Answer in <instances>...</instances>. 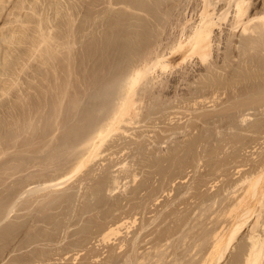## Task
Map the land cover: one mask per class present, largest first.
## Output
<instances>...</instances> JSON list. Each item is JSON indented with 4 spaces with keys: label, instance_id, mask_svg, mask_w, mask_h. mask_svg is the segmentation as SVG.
I'll return each mask as SVG.
<instances>
[{
    "label": "rangeland",
    "instance_id": "1",
    "mask_svg": "<svg viewBox=\"0 0 264 264\" xmlns=\"http://www.w3.org/2000/svg\"><path fill=\"white\" fill-rule=\"evenodd\" d=\"M68 1L69 0H6V2L3 3L6 5L0 14V149L2 150H0V264H203V261L208 257L206 253L209 254L208 251L213 247L215 241L213 239H216V233L220 231L228 232L234 222L237 221V219H234L237 215H233L237 214V212L240 213L241 207L245 208L246 204H250L249 207L247 205L248 208L251 207L252 209V212L248 214L249 220L237 232L235 239L225 251L223 258L221 260H213L211 263L207 264L246 263L248 253L250 252L249 247L251 248L250 241L252 242L250 238L252 232L251 228L260 213L262 214V216L260 215L261 222L257 227L258 232L256 233H260V235L264 234V205L256 203V198L254 196H249L247 188H249L248 186L251 180L247 181L249 179L246 178L248 175L255 177V174L257 176L259 172L262 174L264 170V81L261 82L264 79L261 78L262 80L260 81L261 86L259 88L262 90L256 94L255 91L258 89H254V91H252L254 93L253 96L251 91L250 93L247 91V95H241L240 93H242V91L236 90L234 86H232L234 85L232 80H225L227 78L225 74H223L225 76L224 79L220 78L222 77L220 75H222L225 70L219 68L220 64H217L216 66L218 67L216 68L215 64L220 60L217 58L219 55H222V53L224 56L228 55V49L226 48L229 45L228 43L231 44V36H229L230 41L228 38H222L221 42L219 41V46H215L217 49L213 51L210 58L213 59L214 57V59L217 58L219 60H215L216 62L214 59L213 61L210 58L208 60L213 63L212 67L215 66L213 69H217L215 71L218 74L221 73L218 77H213L212 79H215L212 81H208L211 80V78L207 79V77H205L204 79L205 75H198V77L196 76L197 79L194 78L191 82L187 81L188 84L186 83V86L183 84L179 89L177 87L178 91H175L174 89L176 88H174L173 92L168 91L170 89V83L169 81L167 82V79L171 78L173 73L172 75L168 73L169 75H167V78L165 77L166 74H161L162 76H159L160 80H157L154 74L158 73V71L155 73L153 72L150 74L151 76L153 75L152 77H147L148 79L145 81L147 84L143 82L144 85L147 86L146 91L150 90V92H144L145 86L143 88L142 85V87L140 86L139 88H143V94L141 91L137 94L139 95L141 92L144 98L139 95V98H142L138 103H141L139 109L137 106L136 107L137 110H139L138 112H143L140 115H143L142 117L136 115V118L139 117L142 121L145 119L143 121L144 123L141 120L142 123L138 122L139 118H135L137 124L133 122V120V124L124 122L121 124L125 125H118L119 129L116 130V132L113 131L110 134L111 136L107 137L108 140L106 138L107 141L105 140L103 142L104 144L100 146V148L102 146L104 148L102 147L103 149L101 148V150L99 148L98 155L92 157L94 160L92 161V158L87 160L86 165H84L85 167L83 166V169L77 172V166L88 158V155H86L87 151L93 149V144H90V141H92L90 138L92 139V136L89 138V143L87 142L88 140H85V143L87 142L85 146L82 144L84 141L82 143L79 142V137L76 135L77 130L80 128L83 130L81 132L80 129V131H78L79 133H77L80 137L84 132L90 131L95 117L93 118L91 117L92 115L89 114L97 112L96 109H98L97 114L100 113L99 115L101 117V119L99 118L101 121H96L97 123L99 122L102 126L107 128L112 121L115 122L114 119H111L112 116L114 117L112 114L115 112L111 106L113 104V106L117 105V107H119L120 101H122V94L125 95L127 92V80H129L128 77L131 76L129 73H132L133 70L131 67L132 65H137V63L135 64L132 60L130 62L127 61V59L125 60V55H123L122 50L118 48L119 50L117 51V46H115L114 43L119 42L134 47L135 45H133V43H141V41H138L136 38L137 34L141 33L143 35V32L144 34L147 33L146 39L148 38L147 44L150 50L145 48L143 53L148 52V56L153 50L160 46L159 44L163 41L164 37H169V34L174 44V41L177 39L175 36H178L177 33L181 31V28L183 29V25H185V28L188 26L190 20L187 19V16H189L195 0H189L188 2L187 0H125L121 3L117 0L116 4L114 0H109L110 3L108 0H103L105 3L100 0L101 2L98 6H96L99 4L97 2L98 0H93L97 2L96 5L95 3L93 4L94 6L90 4V0H88L89 2L87 0H79V3L76 2L77 0L75 2L72 0V4L75 3L77 7L75 5H70ZM182 1L184 4H182ZM190 1L193 2L191 3ZM68 3L71 7L73 6V8L68 7ZM86 4H89L87 7V10H89L88 12L85 9L87 6ZM79 5L81 10L80 7L78 9ZM74 6L77 8V12H73V10H75ZM107 6H109L108 9H110V11L112 10V15H109L111 13L106 9ZM114 7H116L115 11L113 10ZM67 8L71 10L69 11ZM89 8H93V10L97 9L98 12L97 10L93 12ZM101 8H103L105 12ZM100 9L102 11H100ZM119 9L122 11L120 12ZM107 10L109 13L106 12ZM71 11L74 16L71 15ZM81 11L84 12V16ZM95 12H100V15L104 12L108 14V16L106 15V18L105 15H103L104 17L101 15L103 19ZM115 12H117V15ZM76 14L79 15V17L77 16L76 18ZM111 16L114 18L116 17V21L114 20L116 23L114 21L109 23L111 21L109 19L112 18ZM130 16H132V18H130ZM174 17L176 19H174ZM123 19L127 20L124 21ZM98 20L99 23H97ZM70 21L75 22V24ZM127 21H130V23L133 21L132 24L136 22V25L134 24L135 26L133 25L132 27V24H129ZM125 22L126 24L123 26ZM127 23L129 24L128 26ZM76 24L77 26L82 25V29L77 26L75 27ZM70 25L74 26V29H72ZM108 25H111V27ZM107 26L108 28H106ZM70 28L74 31H70ZM125 28L129 30L125 31ZM85 30L88 32H85ZM99 30H103L104 32H100ZM121 30H123V32L125 31V33L123 34ZM68 31L72 32L74 36L81 34V36H83L81 37L79 35L78 37L82 38V40H87H84L88 46L84 42L83 46L84 48L87 47V49L83 48V52L87 51L89 54L86 53V55H84L85 52L83 55L80 54L82 58L84 57L83 63L91 59H88L87 57L89 56L87 55L95 52L96 54L93 53L91 57L94 55V59L99 60L101 57L102 59L97 62L92 58L91 61H96V63L92 62V65L95 64L97 66L99 63H102L99 65H102V67H104L103 65L107 66V71L100 66L101 70H104L106 74H109L111 70L113 71L115 68L113 72L116 74L112 72L114 77H110L115 80L114 82L111 80L113 82L112 88L110 87L111 85L108 86L110 83H107L109 87H107V89L109 91L111 88L112 91H110L112 94L111 92L106 93V84H102L101 82L103 77L98 79L99 74L104 71L96 68L95 65H91L94 67L93 69L96 68L98 71H101L98 73L95 69L94 72L95 74L97 73V76H95L92 67L89 65L91 64L90 61L89 63L87 62V65L83 64V67L85 65V69L87 67L86 71L83 69V71L86 72V74L84 72L85 77L79 78L83 73L76 70L77 65L73 66L72 64L73 62L76 64L77 56H73V61L72 57L71 59L66 58L68 57L67 55H69V57L72 56L74 53L72 52L74 50L73 47L77 45L75 43L76 41H72L73 46L70 43L74 38H71L72 33L70 34ZM115 31H119L118 34L115 33ZM12 32L14 34H12ZM74 32H76V35ZM94 32L100 34V36L98 34L99 38ZM108 32L111 34L109 33L108 35ZM82 33L87 36L85 37ZM119 33L122 34L120 35ZM101 34L105 36V39H107L109 43H104L107 41H105ZM112 34L115 38L111 36ZM125 34L126 36H124ZM116 35H118V37ZM142 35H138V37L144 41L143 38H145V35L144 37ZM12 36L14 40L13 42H9V40L13 39ZM66 36L69 38H67L68 40H66ZM121 36L122 38L125 37L124 39L127 41L122 39ZM8 37L10 39H8ZM100 37H103L104 40H102L104 42L100 41ZM109 37H113L114 42H112L113 40L110 38V43L108 40ZM39 38L40 41H38ZM44 38L45 41L43 40ZM116 38L118 40H116ZM237 38L238 42L236 45L239 46L242 44L240 34ZM135 40L137 42H135ZM58 41H60L59 44H56ZM65 41L68 42L65 43ZM158 41L160 43H158ZM126 42L131 44H127ZM38 43L40 47L37 49ZM51 43H55L60 52L55 47V44L52 45ZM63 43L67 44V46L63 45ZM96 43H99L97 47ZM100 45H105L107 48L103 49L104 46H101V52H103V54L99 52L101 49ZM221 45L226 47L222 48ZM52 46H54L53 48L55 49H52ZM64 47L68 50V54H65L66 57L64 55V51H66ZM77 48H79L78 45L75 50H78ZM52 50H54L56 54L59 53L58 57L54 54L56 55L54 56L55 59L51 58L53 53H51V55L49 53L52 52ZM80 51L81 50H79V52ZM119 52L122 53H120V55L124 58L121 59L120 56L116 57L117 60L119 59V63L121 60L127 62H124L125 65L128 64V62L131 63V66L128 64V69L124 68L127 70H125L122 76L118 75V73L120 72L121 66L124 64L123 61L120 63L122 65H119L116 60L117 65L112 68V66H108L109 63H106L109 62L110 59H108V61L105 60L110 57L109 55H113V57H115L114 54L119 55ZM105 54H108L107 57ZM95 55L98 56V59ZM137 56L135 55L134 57L139 59L140 57ZM259 56L260 55H258V57ZM231 57H236V60L239 59L237 56L231 55ZM258 57L257 59H259L260 62V57ZM261 57L264 59L263 55H261ZM263 59L262 61H264ZM67 62H69V64H67ZM259 62L257 61V67L262 70L264 64L261 63L264 62ZM185 64H188V66L191 65L189 61H187V63L185 62ZM110 65H113L111 61ZM125 65L123 66L125 67ZM118 66H120L119 69L116 68ZM70 67L72 68L70 69ZM108 67L111 69L110 72ZM129 68L131 69L130 72L128 71ZM68 69L74 72V74H71L73 78H71L72 76L70 74H67L69 72ZM115 70L119 71L115 72ZM239 70L241 73L238 76L242 80L256 78L253 76L254 73L248 71V69L241 70L240 68ZM76 71L80 73L79 77ZM105 72L100 75L106 76ZM128 74L130 76H128ZM68 75L71 76L70 79ZM93 76L95 80H92L94 79ZM115 76L117 77L115 78ZM75 77H77L76 81L74 80ZM78 78L82 80V83L80 81V86ZM88 78L89 80L91 79V82L88 81ZM125 78L126 80H124ZM71 79L73 82L75 81L74 83L78 81V83H76L78 86L75 85ZM96 79L101 83H98ZM151 79H153L155 83L153 80L151 82ZM256 79L258 80V78ZM50 81L52 82L50 83ZM69 81L71 82L69 83ZM166 82L169 84L167 85L169 88H166ZM71 83L73 84L70 85ZM96 84H99V86L101 84L102 87H97ZM71 86L76 88L74 89L72 87L75 90H73L74 92ZM81 86H83L84 89ZM89 86H91V88L93 87V89L97 87V89L92 91ZM183 87H185V89H183ZM203 87H206L205 89L208 90V92H205ZM88 88H90L89 91H91V94L93 92L96 93V91L99 92L100 90L98 89H101V95L105 97L101 99L100 92L99 94L97 92L95 95H99V97L97 96V98L95 96V100V97H93V95L91 96L88 92ZM102 88L106 90L105 95L102 94L104 93ZM158 88L161 93L157 92ZM225 88L227 94L229 95V93H232L230 94L232 96H226ZM85 89H87V91H84V93L80 92ZM210 89L212 90L210 91ZM215 89L217 92H214ZM198 90L200 93L197 94V92H199ZM233 90L237 96L232 92ZM43 91H45L44 95ZM46 91H49V96ZM72 92H76L75 95L71 94ZM79 92L81 93L80 97L83 95L90 96H86V98L83 96L82 99L79 98L80 101L82 100V103H80L79 99L76 98V94ZM154 92H157V95L155 94V96H153ZM168 92L170 93L168 94ZM201 92L204 93V96L207 94V100H205ZM146 93L147 96L152 93V98L150 97L149 99V97H147V99L145 97ZM42 95L43 99L41 98ZM50 95L54 97L52 96L51 98ZM70 96L71 99L73 97L72 103L76 101V106L78 105L79 107L69 102L72 101ZM46 97L52 102L48 100V103H45ZM106 97L108 99H106ZM226 97L232 98V102ZM74 98H76V100H74ZM99 98L101 101L98 100ZM136 98L138 99V97ZM235 98L236 100H233ZM251 98L253 100H251ZM86 99L88 100L86 101ZM104 99H106L105 101H107V103L103 101ZM151 99L155 100L151 101ZM196 99H198V101ZM143 100L146 101L142 102ZM78 101L79 103H77ZM91 101H93V103ZM102 101L104 102V106ZM169 101L170 103H167ZM97 102H100L99 104H102V106ZM94 107H96V109H93L95 112L91 110ZM37 108H39L41 113L40 111L38 112ZM88 108L93 112L88 113ZM143 109L145 111H142ZM148 109H150V113H148V111L146 114L145 112ZM104 110H106V112ZM91 119L94 120L91 121ZM79 120H83V122L80 121V123H85L84 126H89V128L87 126L88 130L86 127H80V125L82 126L83 124L78 123ZM27 121H29L31 125ZM88 122L89 124H87ZM26 123L28 125H26ZM78 124L80 128H78ZM32 125L35 129L29 130ZM75 126L77 128H75ZM111 126H108V128ZM57 127L60 129H57ZM232 128L234 130H232ZM93 135L95 136L96 134L94 133ZM67 136L68 138L70 136L72 137L67 140L71 141V143L65 141ZM97 140L98 139L95 138L94 141L96 142ZM72 141L74 143H72ZM34 144L36 145L34 146ZM81 145H84V147L82 146L83 150L89 145L85 153L83 150L81 152ZM227 145L229 146L227 147ZM91 152L92 151H88L87 154L90 155ZM82 155L85 157L83 160ZM77 157L81 158L80 163ZM89 161L90 163L88 165ZM253 171L255 172L253 173ZM67 172H70V174H67ZM261 178L258 183L260 184L258 185L259 188L264 184V179ZM62 183L64 184L62 185ZM236 185L237 187H235ZM70 187L73 190H70ZM232 187L235 191L234 189L232 190ZM230 195L232 196L230 197ZM237 198L240 201H238ZM243 198L245 200H243ZM241 200H243L244 203ZM236 201L239 202L240 206L238 205V210L232 211L233 208H237L236 205L238 203ZM234 203H236V205ZM255 203L257 205H254ZM233 204L236 207L233 206ZM259 208L261 209L259 210ZM253 209L255 211H253ZM33 211H35L34 214ZM110 225L112 227L121 225L122 227L120 226L119 233H111L109 237L105 239L103 235H105L109 228L107 226ZM111 226L110 228H112ZM159 260L160 263L158 262Z\"/></svg>",
    "mask_w": 264,
    "mask_h": 264
},
{
    "label": "bare ground",
    "instance_id": "2",
    "mask_svg": "<svg viewBox=\"0 0 264 264\" xmlns=\"http://www.w3.org/2000/svg\"><path fill=\"white\" fill-rule=\"evenodd\" d=\"M72 0H69L68 2H70V5H75V3L74 4H72L73 2H75L76 0H73V2H71ZM79 0H77L76 2H78ZM88 1V0H87ZM91 2L93 1V0H90ZM109 1V0H108ZM115 1V4H116V2H117V0H114ZM120 3L121 2H124L125 0H123V1H120V0H118ZM127 1V0H126ZM132 1V0H131ZM130 1V2H131ZM189 0H187V2H188ZM6 2V0H0V14H1V11L3 10V8H4V6L6 5H4L3 3H5ZM53 2V1H52ZM89 2V1H88ZM90 2V4H94L95 3V5L97 4V2L99 3V4H97L96 6H98V5H100V0H98L97 2L96 1H93L92 3ZM102 2H103V0H102ZM107 2V1H106ZM112 2V1H111ZM129 2V3H130ZM183 2V1H182ZM191 2V1H190ZM193 2V1H192ZM191 2V3H192ZM13 3V2H12ZM79 3V2H78ZM78 3H77V5H78ZM103 3H105V1L103 2ZM109 3H110V1H109ZM178 3V2H177ZM83 4V3H82ZM114 4V5H115ZM118 4V3H117ZM123 4V3H122ZM141 4V3H140ZM182 4H184V2L182 3ZM182 4H181V6H182ZM190 4V3H189ZM188 4V5H189ZM51 5V4H50ZM68 5H69V3H68ZM68 6V7H70V8H73V6L71 7V6ZM81 5V4H80ZM80 5L78 6V9H79V7H80ZM87 5V6H86ZM85 6V9L87 10V7H88V5L89 4H86ZM109 5V4H108ZM112 5H113V3H112ZM125 5V4H124ZM130 5V4H129ZM177 5V4H176ZM76 6V5H75ZM74 6V7H75ZM94 6V5H93ZM110 6V5H109ZM109 6H107V8L106 9H108L109 8ZM181 6H179V7H181ZM187 6V5H186ZM19 7V6H18ZM77 7V6H76ZM75 7V10H73V12H77V8ZM81 7H82V5H81ZM81 7H80V10H81ZM92 7V6H91ZM124 7V6H123ZM126 7V6H125ZM128 7V6H127ZM130 7V6H129ZM140 7V6H139ZM145 7V6H144ZM177 7V6H176ZM183 7V6H182ZM181 7V8H182ZM68 9L69 11L71 10V9ZM94 8V7H93ZM93 8L92 9H90L91 11H95V10H97V9H95V10H93ZM104 8V7H103ZM103 8H101V9H103ZM116 7H114V11L116 10L115 9ZM131 8V7H130ZM146 8V7H145ZM189 8V7H188ZM83 9V8H82ZM100 9V11H102ZM105 9V10H106ZM139 9V8H138ZM86 10H85V12H86ZM109 11H110V9H108ZM108 10L106 11L107 13H109L108 12ZM118 10V9H117ZM133 10H135V9H133ZM68 11V14L70 13ZM89 10H87V12H88ZM103 11H104V9H103ZM113 11V12H114ZM119 11H120V9H119ZM118 11V12H119ZM122 11V10H121ZM120 11V12H121ZM143 11V10H142ZM72 12V11H71ZM73 12H72V14L71 15H73ZM78 12H79V10H78ZM82 13H83V16H84V12L83 11H81ZM97 12H98V10H97ZM97 12H95V13H97ZM105 12V11H104ZM103 12V13H104ZM138 12H140V11H138ZM80 13V12H79ZM78 13V14H79ZM94 13V14H95ZM100 13V12H99ZM99 13H97V14H99ZM102 13V12H101ZM101 14L102 16L103 15H105V17H106V15L108 16V14ZM110 13L111 14H109V15H112V10L110 11ZM116 13V15H117V12H115ZM17 14V13H16ZM86 14V13H85ZM22 15V14H21ZM70 15V14H69ZM100 15V14H99ZM100 15V16H101ZM115 15V14H114ZM113 15V16H114ZM74 16V15H73ZM77 16L79 17V15H77L76 14V18H77ZM81 16V15H80ZM99 16V17H100ZM101 16V17H102ZM122 16V15H121ZM104 17V16H103ZM102 17V18H103ZM112 17V16H111ZM185 17V16H184ZM188 18L187 19H189L190 21H189V23H188V26L185 28V25H183L184 27H183V29L181 28V31H179V33H177V35L178 36H175V37H177V39H176V41H174V44H173V41H172V38L170 37V34L168 35L169 37H164L163 38V41L160 43L159 41H158V43H160L159 45V47H157L155 50H153L152 51V53H150L149 54V56L147 55L148 54V52H146V53H143V51H145V48L147 49V50H150L149 48H148V44H147V39H146V34H144V32H143V35L140 33V34H137V39H138V41H141V43H136V44H134L133 43V45H135L134 47H132V45H125V44H122V43H114L115 44V46H117V51L119 50V49H121L122 50V53H123V55H125V60L127 59V61H133V62H135V64L137 63V65H132V67H131V69H133L132 70V73H129L128 74V76H130V77H128L129 78V80H127L128 81V83H127V85H128V88L126 89L127 90V92H126V94L125 95H123L122 94V97H121V93H120V97L122 98V101H120V105H119V107H117V105L116 106H113V104H112V109H114V113L112 114V115H114V117L112 116V118L111 119H114L115 120V122L114 121H112V123L111 124H109L108 126H111L112 124V126L110 127V128H108V126H107V128H105V126H102L99 122L101 121L100 119H101V117H100V113H98L97 114V112H98V109H96V107H94V108H92L91 110H93V109H96V111L97 112H95L94 110V112L95 113H92L93 111H91L89 108V110L87 111V109H86V111L88 112V113H92V114H89V115H92L91 117H95V121L93 122V124H92V120H94V119H91V124L93 125V126H91V128H92V130H91V128H90V131L87 129V126L85 125L84 126V124L85 123H82L83 122V120H79V122L78 123H80V121H82L81 123L83 124L82 126L80 125V127H86V129L88 130L87 132H84L83 134H81V137L79 136V134H77V133H79L78 131H80V127H79V124H78V128H80L79 130H77V132H76V135H78V137H79V142H83L84 141V143H82V144H86L87 145V142L89 143V138L92 136V139L90 138V140H92V141H90V144L92 145L93 144V149L92 150H88V146L90 145H88L87 146V148H84V150L82 149L83 147H84V145H81L80 146V148H81V152H82V150H83V152L85 153L86 151L85 150H88V151H92L91 152V154L89 155V154H87L88 153V151H87V153H86V155H88L87 157V159L86 160H84V161H82L81 162V164H79V166H77L78 167V169L76 168V170H77V172L79 171V170H81V169H83V166L84 165H86V163H87V160H89L90 158H92V157H95V156H97L98 155V149L100 148V146L102 145V144H104L103 142L106 140V138L108 137V136H111L110 134L113 132V131H115L116 132V130H118L119 129V126H120V124L121 123H124V122H127L128 124L130 123H132V121L133 122H135L136 120H135V118H136V115H140L141 113H143V112H138L139 110H137V107H138V109H139V107H140V103H138V101H141V96H143V98H144V95H142L143 94V91L144 92H150V90L149 91H146L147 90V86H145L144 85V83H146L145 81H147V77L148 76H151L150 74H152L153 72L155 73L156 71H158V73H155V74H157V75H155L154 74V77L158 80L159 79V76L162 74H166V78H167V75H169V74H171L172 75V73H173V75L171 76V78H168L167 79V82L169 81V83H170V89L168 90V91H173V89L174 88H176V89H174L175 91L177 90V87H178V89H179V87H181V86H183V84L186 86L187 84H188V82L187 81H190L191 82V80L193 81V79L195 78V79H197L196 78V76L198 77V75H205L204 76V79H205V77H207V79H209V78H211V80H208V81H212V80H214L216 77H218L220 74H218L215 70H217V69H213V68H215V66L218 64H220L219 65V68H222V69H224L223 71L225 72H223L222 73V75H220V76H222V77H220L221 79L223 78H225V76L223 75V74H225L226 75V79L225 80H232V82H234V85H232V86H234V88L237 90H239V91H242V93H240L241 95L243 94V95H247V91H249V93H250V91L252 92V91H254V89L256 90V89H258L257 91H255V93L257 94L260 90H262L261 88H259L261 85V82H263L264 80H262L261 78H263L264 79V67H262V70H260L258 67H257V61L259 62V59H257V57H258V55H260L259 57H260V62H264V61H262V59H263V57H261V55H263L264 56V1L263 0H195V3L193 4V6H192V8H191V10H190V13H189V16H187ZM5 18V17H4ZM84 18V17H83ZM107 18V17H106ZM110 18V17H109ZM114 17H112V18H110L109 20H111L109 23H111L112 21H114L115 20V18L113 19ZM118 18V17H117ZM130 18H132V16H130ZM18 19V18H17ZM97 19V18H96ZM104 19V18H103ZM113 19V20H112ZM136 19V18H135ZM135 19H133V20H135ZM174 19H176L175 17H174ZM180 19V18H179ZM182 19H183V17H182ZM99 20H101V19H99ZM99 20H98V22L97 23H99ZM122 20V19H121ZM124 20V19H123ZM127 19H125L124 21H126ZM128 20H130V19H128ZM41 21H43V20H41ZM106 21V20H105ZM116 21V20H115ZM114 21V22H115ZM120 21V20H119ZM131 21V20H130ZM130 21L128 22L129 24H132L133 23V21H132V23H130ZM136 21V20H135ZM139 21V20H138ZM141 21V20H140ZM188 21V20H187ZM70 22H73V21H70ZM69 22V23H70ZM85 22V21H84ZM103 22H104V20H103ZM113 22V24L115 25V23ZM179 22V21H178ZM181 22V21H180ZM183 22V21H182ZM8 23V22H7ZM42 23V22H41ZM78 23V22H77ZM108 23V24H109ZM127 23V26L129 25ZM171 23V22H170ZM73 24H75V22H73ZM72 24V25H73ZM86 24V23H85ZM100 24H101V21H100ZM106 24V23H105ZM104 24V25H105ZM124 24H126V22L125 23H123V26H124ZM135 25H136V22L134 23ZM134 24H132V27H133V25ZM54 25V24H53ZM69 25V24H68ZM112 25V24H111ZM111 25H108V26H110L111 27ZM116 25H119V24H116ZM134 25V26H135ZM71 26V25H70ZM77 26V24L75 25V27ZM98 26H99V24H98ZM106 26V25H105ZM108 26L106 27V28H108ZM113 26V25H112ZM139 26V25H138ZM44 27V26H43ZM72 27V29H74L73 27L74 26H71ZM77 27H79L80 29H82V25L81 26H77ZM89 27V26H88ZM125 27H126V25H125ZM131 27V28H132ZM178 27V26H177ZM60 28H62V27H60ZM78 28V29H79ZM84 28H86V27H84ZM83 28V29H84ZM90 28V27H89ZM92 28V27H91ZM102 28H105V27H102ZM175 28V27H174ZM79 29V30H80ZM87 29V28H86ZM120 29V28H119ZM142 29V28H141ZM140 29V30H141ZM5 30V29H4ZM13 30H14V28H13ZM69 30V29H68ZM88 30H90V29H88ZM98 30V29H97ZM109 30V29H108ZM124 30V29H123ZM123 30H121L122 31V33L124 34L125 33V31L127 30L126 28H125V31L123 32ZM129 30V29H128ZM127 30V31H128ZM169 30H171V29H169ZM174 30V29H173ZM42 31V30H41ZM50 31V30H49ZM52 31V30H51ZM70 31H74V30H71V28H70ZM70 31H68V32H70ZM81 31V30H80ZM80 31H79V33H80ZM100 31V30H99ZM98 31V32H99ZM103 31V30H102ZM102 31H100V32H102ZM133 31V30H132ZM136 31V30H135ZM143 31V30H142ZM142 31H139V32H142ZM175 31V30H174ZM39 32V31H38ZM68 32H67V34H68ZM77 32V31H76ZM76 32H74L75 33V35H76ZM85 32H88L87 30H85ZM104 32V31H103ZM107 32V31H106ZM105 32V33H106ZM112 32V31H111ZM118 32L119 31H115V33H117L118 34ZM137 32V31H136ZM166 32H167V30H166ZM177 32V31H176ZM2 33V32H1ZM72 32H70V34H71ZM95 33V32H94ZM103 34V35H106V34ZM109 33L110 32H108V35H109ZM113 33V32H112ZM114 33V34H115ZM122 33H119L120 35L122 34ZM132 33V32H131ZM172 33V32H171ZM5 34V33H4ZM12 34H14L13 32H12ZM82 34H84V33H82ZM87 34V33H86ZM97 34V36H98V34L99 33H95V35ZM101 34V35H102ZM111 34V33H110ZM239 34H240V36H241V40H242V44L241 45H236L237 44V42H238V36H239ZM1 35V34H0ZM51 35V34H50ZM69 35V34H68ZM80 36H81V34H79ZM79 35H77V36H74V34L72 33L71 34V38H74V39H72L71 40V38H70V40H71V44H72V46H73V43H72V41H76L75 43L78 45V47L79 48H77L78 50H75L76 49V47H77V45H76V47H73L74 48V50L76 51V53H75V51L73 50L72 52H74L73 54H72V56H70L69 57V55H67L68 57H66V55L65 54H68L67 53V49H66V47H64L65 49H66V51H64L65 53H64V55H65V57L66 58H70L71 59V57H72V61H73V56L75 55V56H77L76 58V60H77V62H76V64H74L75 62H73L72 64H73V66H76L77 65V68H76V70H78L80 73H83V75H84V72L86 71V69H87V67H86V69H85V65H84V67H83V64H86L87 65V62L89 63V61L91 62V64H89L90 66L92 65V62L93 61H91V59L93 58H95L94 57V55L91 57V55L93 54V53H95V52H93L92 54L90 53V55H87V56H89V57H87L88 59H90L89 61L87 60H85L86 62L85 63H83V58L81 57V55H83V53L85 52V54L84 55H86V53H87V51H84L83 52V48H84V46H83V44H84V42L85 41H87V40H85V39H83L82 40V38H79L78 36ZM93 35V34H92ZM102 35V36H103ZM108 35H107V37H108ZM119 35V36H120ZM138 35H142L143 37H144V35H145V38H143L144 39V41H142V39L141 38H139L138 37ZM172 35V34H171ZM18 36V35H17ZM47 36V35H46ZM49 36V35H48ZM70 36V35H69ZM83 36V35H82ZM81 36V37H82ZM84 36H85V34H84ZM87 36V35H86ZM85 36V37H86ZM99 36H100V34H99ZM99 36H98V38H99ZM111 36H113V34L111 35ZM117 37H118V35H116ZM123 36V35H122ZM122 36H121V38H122ZM124 36H126V34L124 35ZM136 36V35H135ZM229 36H231L232 37V40H231V44L230 43H228L229 45H228V47L226 48V49H228V57L227 56H224V54L222 53V55H219V57H217V58H219V59H217V58H215L214 59V57H213V59H214V61L215 60H219V62L218 63H216L215 64V66L214 67H212V65H213V63L210 61H208L209 60V58L211 57V55H212V53H213V51L215 50V49H217V48H215V46L217 47V46H219V41L221 42V39L222 38H228V40H229ZM104 37V39H105V36H103ZM103 37H100V41H103L104 39H103ZM114 37V36H113ZM113 37H109V41H110V38H112L111 40H113ZM131 37H133V36H131ZM141 37V36H140ZM174 37V36H173ZM12 38H13V36H12ZM49 38H50V36H49ZM48 38V39H49ZM68 37L66 36V40H68L67 39ZM97 38V39H98ZM115 38V37H114ZM121 38H119V39H121ZM125 38V37H124ZM124 38H122V39H124ZM150 38V37H149ZM171 38V39H170ZM8 39H10L9 37H8ZM16 39V38H15ZM87 39V38H86ZM103 39V40H102ZM129 39H132V38H129ZM134 39H135V37H134ZM141 39V40H140ZM146 39V40H145ZM152 39V38H151ZM13 40H14V38L13 39H11V40H9V42L10 41H12L13 42ZM42 40V39H41ZM44 41H45V38L43 39ZM85 40V41H84ZM116 40H118L117 38H116ZM115 40V41H116ZM125 40V39H124ZM38 41H40V38H39V40ZM37 41V42H38ZM47 41V40H46ZM99 41V40H98ZM105 41H107V39H105ZM125 41H127V40H125ZM131 41V40H130ZM133 41V40H132ZM149 41H151V40H149ZM152 41H153V39H152ZM172 41V42H171ZM227 41V40H226ZM230 41V40H229ZM57 42V41H56ZM55 42V43H56ZM59 42L60 41H58V43H56V44H59ZM68 42V41H67ZM66 41H65V43H67ZM89 42V41H88ZM97 42V41H96ZM104 42V41H103ZM112 42H114V40L112 41ZM134 42V41H133ZM135 42H137L136 40H135ZM154 42V41H153ZM222 42H223V40H222ZM36 43V42H35ZM35 43H34V45H35ZM40 43V42H39ZM39 43H38V46H37V49L40 47V45H39ZM41 43H42V41H41ZM40 43V44H41ZM55 43H51L52 45L53 44H55ZM99 43H102V42H99ZM98 43V44H99ZM104 43H109L108 41L107 42H104ZM110 43H111V41H110ZM127 44L129 43V42H126ZM155 43V42H154ZM56 44H55V47L58 49V47L56 46ZM85 44H87L86 42H85ZM97 44V43H96ZM95 44V45H96ZM98 44L96 45V47L98 46ZM113 44V43H112ZM129 44H131V43H129ZM220 44H222V43H220ZM18 45V44H17ZM63 45H66L67 46V44H64L63 43ZM111 45V44H110ZM147 45V46H146ZM154 45V44H153ZM156 45V44H155ZM59 46V45H58ZM83 46V47H82ZM87 46H88V44H87ZM101 46H104L103 47V49H107L106 47H105V45H100V47ZM107 46V45H106ZM127 46H129V47H127ZM131 46V47H130ZM149 46L151 47V45L149 44ZM157 46V45H156ZM222 46V48L224 47L223 45H221ZM16 47V46H15ZM54 46H52V49H55V48H53ZM100 47H98V48H100ZM114 47V46H113ZM226 47V46H225ZM224 47V48H225ZM2 48V47H1ZM86 49H87V47H85ZM84 48V49H85ZM119 48V49H118ZM220 48V47H219ZM44 50V49H43ZM43 50H41V51H43ZM59 50V49H58ZM71 50H72V48H71ZM79 50H81L80 52H79ZM101 50H102V47H101V49H100V54H103V52H101ZM219 50V49H218ZM32 51V50H31ZM50 51V50H49ZM55 51H57V50H55ZM62 51V50H61ZM97 51V50H96ZM109 51V50H108ZM217 51V50H216ZM215 51V52H216ZM8 52V51H7ZM59 52H60V50H59ZM79 52V53H78ZM111 52V51H110ZM110 52H108L109 54H111ZM150 52V51H149ZM230 52V53H229ZM11 53V52H10ZM33 53V52H32ZM50 53V55H51V53H53L52 55H53V57H52V55H51V58L52 59H55V57L54 56H56V57H58V54L59 53H54V50H52V52H49ZM98 53V52H97ZM105 53V52H104ZM107 53V52H106ZM120 53L121 52H119V55H115L114 54V56L115 57H113V55L111 56V55H109L110 57L109 58H103V59H105V60H107L108 61V59H110L109 60V62H106V63H109V67L110 66H112V68H114L116 65H117V61L119 60H117V58L116 57H118V56H120L121 57V55H120ZM121 53V54H122ZM54 54H56V55H54ZM81 54V55H80ZM87 54H89V53H87ZM96 54V53H95ZM144 54H146V55H144ZM49 55V56H50ZM106 55V57H107V55L108 54H105ZM104 55V56H105ZM122 55V56H123ZM137 56V57H140L139 59H136V57H134V56ZM216 55V54H215ZM214 55V56H215ZM225 55H226V53H225ZM231 55H233V56H237L239 59L238 60H236L235 58L236 57H231ZM74 56V57H75ZM96 56V55H95ZM99 56H102V55H99ZM112 57V58H111ZM119 57V58H120ZM127 57V58H126ZM227 57V58H226ZM229 57H231V58H229ZM258 57V58H259ZM96 58L98 59V56H96ZM123 57H121V59H122ZM102 59V57L99 59V60H96V59H94V60H96L97 62L98 61H100ZM124 59V58H123ZM134 59H136V60H134ZM210 59H212V58H210ZM213 59H212V61H213ZM66 60V59H65ZM67 60H69V59H67ZM75 60V61H76ZM117 60V61H116ZM125 60H121V62L120 63H122V61H123V63L124 62H126ZM190 60H191V62H190ZM264 60V59H263ZM96 61H94L93 63H96ZM110 61L112 62V64L113 65H110ZM187 61H189V63H191V65L190 66H188V64H185V62L187 63ZM19 62V61H18ZM70 62V61H69ZM69 62H67V64H69ZM102 62V61H101ZM128 62V64L131 66V63H129ZM140 62V63H139ZM216 62V61H215ZM214 62V63H215ZM259 62V63H260ZM71 63V62H70ZM118 63H119V61H118ZM119 63V65H122V64H120ZM127 63V62H126ZM139 63V64H138ZM212 63V64H211ZM10 64V63H9ZM98 64V63H97ZM99 64H102V63H99ZM98 64V65H99ZM104 64V63H103ZM128 64H126L125 65V63L123 64V65H125V67L122 65L121 66V69H120V72L118 73V75H124V72H125V70H127L128 68H127V66H129ZM134 64V63H133ZM261 64H264V63H261ZM261 64H259V65H261ZM93 65H95V64H93ZM92 65V66H93ZM98 65L96 66L95 65V67L96 68H98V69H100L101 70V67H102V65H99V67H98ZM107 65V64H106ZM68 66V65H67ZM91 66V67H92ZM101 66V67H100ZM104 67H102V69H104V70H108L107 69V66H105V65H103ZM264 66V65H263ZM89 67V66H88ZM90 67V68H91ZM105 67H106V69H105ZM108 67V68H109ZM134 67V68H133ZM218 66H216V68H217ZM260 67V66H259ZM68 68H69V66H68ZM72 67H70V69H71ZM94 67H92V69H93ZM95 68V69H96ZM116 68H120V66H118V67H116ZM124 68H127V69H124ZM218 68V69H219ZM241 68V70L242 69H248V71H251L252 73H254V75L253 76H255L256 78H258V80L255 78H253V79H249V78H247V79H244V80H242V79H240L239 78V76L238 75H240V69ZM70 69H68V73L67 74H74V72H72ZM83 69L85 70V71H83ZM91 69V70H92ZM95 69H93V73L95 74V72H94V70ZM98 69H96V71H98ZM115 69V68H114ZM114 69H113V71H114ZM130 68H129V72H130V70H131ZM177 69V70H176ZM73 70H74V68H73ZM99 70V71H100ZM104 70H101V71H104ZM110 68H109V72H110ZM175 70V71H174ZM219 70H221V69H219ZM99 71H98V73H99ZM100 71V72H101ZM112 70H111V74L109 73V72H107V73H109V74H106V72H105V74H106V76L105 75H103V76H101L102 75V73H104V72H102V73H100L99 74V76H101V77H99L98 76V79H100V78H102V84L103 83H105L106 84V86H105V89L107 90V92H106V90L105 89H103V91H104V93H102V94H104L105 95V92L106 93H110L112 90H111V88H112V85H113V82L115 81L114 79H111L112 77H114V75H113V72ZM119 70H115V72H118ZM180 71V72H179ZM245 71V70H244ZM12 72V71H11ZM77 72V71H76ZM75 72V73H76ZM113 72V73H112ZM204 72H206V73H204ZM40 73V72H39ZM63 73V72H62ZM78 73V72H77ZM80 73H78V77H79V74ZM122 73V74H121ZM169 73V74H168ZM85 74H86V72H85ZM114 74H116V73H114ZM82 74L80 75V77L79 78H84L85 77V75L83 76ZM125 75L127 76V74L125 73ZM161 75V76H162ZM49 76V75H48ZM69 76V75H68ZM67 76V77H68ZM72 76V75H71ZM71 76H69V79H70V77ZM76 76V75H75ZM81 76H83V77H81ZM88 76V75H87ZM95 76H97V73L95 74ZM112 76V77H111ZM153 76V75H152ZM151 76V77H152ZM169 76V77H170ZM224 76V77H223ZM94 77V76H93ZM111 77V78H110ZM117 76H115V78H116ZM120 77V76H119ZM123 77H125V76H123ZM165 77H164V79H165ZM213 77H215L214 79H212ZM59 78V77H58ZM71 78H73V76L71 77ZM76 78L77 77H75L74 78V80L76 81ZM78 78V79H79ZM150 78V77H149ZM154 78V79H155ZM163 78V77H162ZM87 79V78H86ZM120 79V78H119ZM146 79V80H145ZM171 79V80H170ZM51 80V79H50ZM52 80H53V78H52ZM83 80H85V79H83ZM91 80V79H90ZM89 80V78H88V81H90ZM92 80H95V77H94V79H92ZM111 80H113V82L111 81ZM124 80H126V78L124 79ZM152 80L153 79H151V82H152ZM160 80V79H159ZM262 80V81H261ZM71 81H72V79H71ZM71 81H69V83L71 82ZM74 81V82H75ZM80 81H81V83H82V80H80L79 79V86L81 85V83H80ZM86 81V80H85ZM84 81V82H85ZM96 81L99 83L100 81L99 80H97L96 79ZM154 81V80H153ZM162 81V80H161ZM166 81V80H165ZM195 81V80H194ZM204 81V80H203ZM261 81V82H260ZM2 82V81H1ZM52 81H50V83H51ZM73 82V81H72ZM73 82V83H74ZM84 82H83V84H84ZM91 82V81H90ZM100 82V83H101ZM125 82V81H124ZM144 82V83H143ZM157 82H159V81H157ZM163 82V81H162ZM167 82H166V86L167 85H169V84H167ZM189 82V83H190ZM229 82V81H228ZM31 83V82H30ZM73 83H71L70 85H72ZM76 83H78V81L76 82ZM76 83H74L75 85H77ZM86 83V82H85ZM96 83V82H95ZM94 83V84H95ZM107 83H110V84H108V86L109 85H111L110 87V90L108 91V89H107ZM120 83V82H119ZM121 83H123V82H121ZM150 83V82H149ZM154 83H155V81H154ZM153 83V84H154ZM187 83V84H186ZM205 83H206V81H205ZM213 83V82H212ZM87 84H88V82H87ZM104 84V85H105ZM118 84V83H117ZM147 84V83H146ZM152 84V85H153ZM165 84V83H164ZM191 84V83H190ZM203 84H204V82H203ZM208 84V83H207ZM210 84H211V82H210ZM226 84H228V83H226ZM2 85V84H1ZM69 85V84H68ZM93 85V84H92ZM97 85V84H96ZM142 85H143V88H144V86H145V88H144V90H142L143 88H139L140 86L142 87ZM151 85V84H150ZM193 85V84H192ZM74 86V85H73ZM73 86H71V89H72V91L74 90V89H76V88H74ZM78 86V85H77ZM88 86V85H87ZM100 86H101V84H100ZM99 86V84L97 85V87H100ZM156 86H158V85H156ZM164 86V85H163ZM210 86V85H209ZM208 86V87H209ZM228 86V85H227ZM264 86V85H263ZM49 87V86H48ZM67 87V86H66ZM74 89H73V88ZM83 89H84V87L83 86H81ZM90 88H91V86H89ZM97 87L96 88H94L95 90L97 89ZM102 87V86H101ZM100 87V88H101ZM118 87V86H117ZM155 87V86H154ZM159 87V86H158ZM165 87V86H164ZM168 86L166 87V88H169ZM213 87V86H212ZM90 88H88V92L90 93L91 91H89V89ZM109 88V87H108ZM114 88V87H113ZM151 88V87H150ZM161 88H163V87H161ZM204 88V87H203ZM202 88V89H203ZM206 88V87H205ZM204 88V90H205V92L207 91L208 92V90H206ZM213 88H215V87H213ZM264 88V87H263ZM67 89H68V87H67ZM69 89H70V87H69ZM77 89H78V87H77ZM93 89V87L90 89V90H94ZM117 89V88H116ZM119 89V88H118ZM139 89V90H138ZM153 89V88H152ZM163 89H165V88H163ZM183 89H185V87H183ZM207 89H209V88H207ZM79 90H80V88H79ZM78 90V91H79ZM94 90V91H95ZM98 90H100L99 92H100V98L101 99H103L102 97H105V96H103V95H101V89H98ZM157 90V89H156ZM155 90V91H156ZM162 90V89H161ZM180 90H181V88H180ZM192 90H193V88H192ZM201 90V89H200ZM212 89H210V91H211ZM219 90V89H218ZM225 90H226V88H225ZM235 90V91H236ZM40 91V90H39ZM38 91V92H39ZM69 91V90H68ZM75 91V90H74ZM73 91V92H74ZM84 91H87V89H85V90H83V91H80L81 93H84ZM139 91H141L142 92V94H141V92H140V94L139 95H141L140 97L141 98H139V95H137L138 94V92ZM178 91V90H177ZM194 91V90H193ZM192 91V92H193ZM199 91V90H198ZM209 91V92H210ZM214 91V90H213ZM238 91V92H239ZM44 92L45 91H43V95H44ZM71 93V94H74L75 95V93L77 92H75V93ZM78 93L79 94V97H78V94H76V98L77 99H82L83 98V96H85V98H86V96H90V95H83L82 97H80L81 96V93ZM88 92H85L86 94L88 93ZM97 92L98 91H96V93H90L91 94V96L93 95V97H99V95H95V94H97ZM99 92H98V94H99ZM152 92H153V90H152ZM157 92H160L159 91V88H158V91ZM156 92V93H157ZM174 92V91H173ZM196 92V91H195ZM214 92H217L216 91V89H215V91ZM222 92V91H221ZM230 92H231V90H230ZM232 92H234V90L232 91ZM245 94H244V93ZM262 92V91H261ZM41 93V92H40ZM46 93L48 94L49 93V91H46ZM45 93V94H46ZM70 93V92H69ZM88 93V94H89ZM119 93V92H118ZM155 92L153 93V96H155V94H156ZM161 93V92H160ZM170 92H168V94H169ZM181 93V92H180ZM198 93H200V91L199 92H197V94ZM201 93H203V92H201ZM225 93H226V96L228 95L227 94V90L225 91ZM235 93V92H234ZM253 93V92H252ZM263 93H264V91H263ZM262 93V94H263ZM46 94V95H47ZM51 94V93H50ZM68 94V93H67ZM111 94H112V92H111ZM151 94V95H150ZM150 94H148V96H147V93H146V95H145V97L147 98V97H149V99H150V97L152 98V93H150ZM163 94V93H162ZM179 94V93H178ZM178 94H175V95H178ZM209 94V93H208ZM213 94H215V93H213ZM230 94H232V93H229V95ZM36 95H38V94H36ZM43 95H42V99H43ZM57 95V94H56ZM70 95V94H69ZM68 95V96H69ZM107 95V94H106ZM109 95V94H108ZM137 95V96H136ZM150 95V96H149ZM157 95V94H156ZM203 96H204V93L202 94ZM206 96H207V94H205ZM216 95V94H215ZM228 95V96H229ZM240 95V96H241ZM249 95V94H248ZM253 96H254V93L252 94ZM48 96H49V94H48ZM52 96L53 95H50V97L52 98ZM73 96V95H72ZM110 96V95H109ZM109 96H107V97H109ZM162 96V95H161ZM166 96V95H165ZM170 96V95H169ZM198 96V95H197ZM206 96H204L205 97V100H207L206 99ZM211 96V95H210ZM209 96V97H210ZM230 96H232V95H230ZM229 96V97H230ZM235 96H237V94L235 93ZM54 97V96H53ZM74 97V96H73ZM73 97H72V99H71V96H70V99L72 100V101H69L71 104H73L74 106H76V101H74V103H72L73 102ZM96 97H95V100H96ZM97 97V98H98ZM106 97V99H108ZM119 97V96H118ZM136 97H138V99H140V100H138ZM173 97V96H172ZM195 97V96H194ZM208 97V96H207ZM214 97V96H213ZM48 97H46V102L45 103H48L47 101L48 100H50V99H47ZM65 98V97H64ZM76 98H74V100H76ZM100 98L98 99L99 101H101L100 100ZM111 98V97H110ZM145 98V99H146ZM155 98V97H154ZM201 98H203V97H201ZM200 98V99H201ZM216 98V97H215ZM214 98V99H215ZM221 98V97H220ZM226 98H228V97H226ZM237 98V97H236ZM236 98L235 99H233V100H236ZM242 98V97H241ZM44 99H45V97H44ZM55 99V98H54ZM54 99H52V100H54ZM58 99H61V98H58ZM80 99H79V101H80ZM89 99V98H88ZM88 99H86V101L88 100ZM90 99H91V97H90ZM89 99V100H90ZM106 99H104L103 101L105 102V103H107V101H105ZM148 99V98H147ZM146 99V100H147ZM156 99V98H155ZM155 99H151V101L152 100H155ZM199 99V98H198ZM198 99H196L197 101H198ZM211 99V98H210ZM213 99V100H214ZM218 99H219V97H218ZM230 98H228V100H229ZM262 99V98H261ZM146 100H143L142 102H144V101H146ZM170 100H172V99H170ZM220 100V99H219ZM251 100H253L252 98H251ZM44 101V100H43ZM64 101V100H63ZM79 101L77 102V103H79ZM94 101V100H93ZM93 101H91L92 103H93ZM102 101V104H103V106H104V102ZM115 101V100H114ZM158 101V100H157ZM157 101H156V103H157ZM197 101H196V104H197ZM211 101H212V99H211ZM215 101V100H214ZM221 101H222V99H221ZM230 101L232 102V98L230 99ZM49 102H52L51 100L49 101ZM62 102V101H61ZM112 102V101H111ZM158 102H160V101H158ZM190 102V101H189ZM195 102V101H194ZM65 103V102H64ZM80 103H82V100L80 101ZM98 103V102H97ZM100 103V102H99ZM98 103V104H99ZM117 103V102H116ZM138 103V104H137ZM151 103V102H150ZM154 103V102H153ZM163 103V102H162ZM161 103V104H162ZM167 103H170V101L169 102H167ZM167 103H165V104H167ZM186 103V102H185ZM192 103V102H191ZM191 103H190V105H191ZM199 103V102H198ZM206 103V102H205ZM214 103V102H213ZM224 103V102H223ZM97 104V105H98ZM102 104H99L100 106H102ZM110 104V103H109ZM108 104V105H109ZM149 104V103H148ZM211 104V103H210ZM226 104V103H225ZM251 104V103H250ZM106 105V104H105ZM139 105V106H138ZM142 105V104H141ZM145 105V104H144ZM152 105H154V104H152ZM189 105V104H188ZM194 105V104H193ZM240 105V104H239ZM64 106V105H63ZM78 106V105H77ZM76 106V107H77ZM81 106V105H80ZM92 106V105H91ZM137 106V107H136ZM150 106V105H149ZM148 106V107H149ZM79 107V106H78ZM84 107V106H83ZM82 107V108H83ZM115 107V108H114ZM195 107V106H194ZM86 108V107H85ZM84 108V109H85ZM99 108V107H98ZM103 108V107H102ZM144 108V107H143ZM153 108V107H152ZM21 109V108H20ZM36 109V108H35ZM63 109V108H62ZM156 109V108H155ZM239 109V108H238ZM37 110H38V112L40 111L39 110V108H37ZM64 110V109H63ZM65 110H66V108H65ZM141 110V109H140ZM194 110V109H193ZM233 110V109H232ZM34 111V110H33ZM84 111V110H83ZM101 111H103V110H101ZM105 112H106V110H104ZM110 111V110H109ZM142 111H145L144 109L142 110ZM149 111V112H148ZM51 112V111H50ZM64 112V111H63ZM85 112V111H84ZM147 112L148 113H150V109H148V110H146V114H147ZM162 112V111H161ZM197 112V111H196ZM242 112V111H241ZM40 113H41V111H40ZM39 113V114H40ZM65 113V112H64ZM75 113V112H74ZM104 113V112H103ZM137 113H139V114H137ZM160 113V112H159ZM200 113V112H199ZM146 114H144V115H146ZM203 114V113H202ZM93 115H95V116H93ZM103 115V114H102ZM107 115V114H106ZM106 115H105V118H106ZM109 115V114H108ZM130 115H132V116H130ZM143 115V114H142ZM142 115H140L141 117H142ZM246 115V114H245ZM61 116V115H60ZM64 116V115H63ZM130 116V117H129ZM147 116V115H146ZM152 116V115H151ZM225 116V115H224ZM246 116H248V115H246ZM245 116V117H246ZM50 117V116H49ZM62 117V116H61ZM108 117V116H107ZM145 117V116H144ZM64 118V117H63ZM100 118V119H99ZM109 118V117H108ZM137 118H139V117H137ZM136 118V119H137ZM149 118V117H148ZM221 118V117H220ZM248 118V117H247ZM58 119H59V117H58ZM57 119V120H58ZM65 119V118H64ZM98 119V120H97ZM146 119H147V117H146ZM152 119V118H151ZM213 119V118H212ZM242 119V118H241ZM250 119V118H249ZM43 120V119H42ZM63 120V119H62ZM100 120V121H99ZM106 120V119H105ZM139 121L138 122H141L142 120L139 118L138 119ZM141 120V121H140ZM145 120V119H144ZM143 120V121H144ZM190 120V119H189ZM246 120V119H245ZM245 120H243V121H245ZM25 121V120H24ZM46 121H47V119H46ZM96 121H99L98 123L96 122ZM109 121V120H108ZM142 121V122H143ZM147 121V120H146ZM249 121V120H248ZM28 123H29V121H27ZM32 122V121H31ZM77 122H75V123H77ZM114 122V123H113ZM141 122V123H142ZM173 122V121H172ZM258 122V121H257ZM25 123V122H24ZM34 123V122H33ZM80 123V124H81ZM136 123V122H135ZM141 123H140V125H141ZM144 123V122H143ZM174 123V122H173ZM224 123H225V121H224ZM246 123H247V121H246ZM30 124V123H29ZM35 124V123H34ZM59 124V123H58ZM66 124V123H65ZM87 124H89V122L87 123ZM103 124V123H102ZM108 124V123H107ZM133 124V123H132ZM137 124V123H136ZM245 124V123H244ZM26 125H28L27 123H26ZM31 125V124H30ZM75 125H77V124H75ZM119 125V126H118ZM122 125V124H121ZM123 125H125V124H123ZM122 125V126H123ZM53 126V125H52ZM176 126H178V125H176ZM197 126V125H196ZM222 126V125H221ZM59 127H60V125H59ZM264 127V126H263ZM66 128V127H65ZM75 128H77L76 126H75ZM88 128H89V126H88ZM26 129H28V128H26ZM31 129H35L34 128V126L32 125L31 126V128L29 129V130H31ZM57 129H60V128H58L57 127ZM68 129V128H67ZM125 129V128H124ZM191 129V128H190ZM206 129V128H205ZM261 129V128H260ZM64 130V129H63ZM134 130V129H133ZM133 130H132V132H133ZM135 130H136V128H135ZM142 130V129H141ZM188 130V129H187ZM232 130H234L233 128H232ZM83 130L81 129V132H82ZM86 131V130H85ZM128 131V130H127ZM171 131V130H170ZM242 131V130H241ZM44 132V131H43ZM59 132V131H58ZM63 132V131H62ZM122 132V131H121ZM135 132V131H134ZM164 132V131H163ZM169 132V131H168ZM195 132V131H194ZM208 132V131H207ZM221 132V131H220ZM96 134L95 136L93 135V134ZM118 133V132H117ZM125 133V132H124ZM148 133V132H147ZM222 133V132H221ZM247 133V132H246ZM251 133V132H250ZM253 133V132H252ZM257 133V132H256ZM62 134V133H61ZM123 134V133H122ZM130 134V133H129ZM187 134V133H186ZM31 135V134H30ZM58 135V134H57ZM112 135H114V134H112ZM125 135V134H124ZM162 135V134H161ZM62 136V135H61ZM115 136V135H114ZM132 136H134V135H132ZM152 136V135H151ZM183 136V135H182ZM62 137H64V136H62ZM71 137V136H70ZM69 137V138H70ZM76 137V136H75ZM75 137H74V140H75ZM77 137V138H78ZM156 137H157V135H156ZM68 138V136L65 138V141L66 142H70L71 143V141H67V140H69V138ZM72 138V137H71ZM70 138V139H71ZM95 138H97L98 140L95 142L94 140H95ZM113 138V137H112ZM139 138V137H138ZM145 138V137H144ZM186 138V137H185ZM64 139V138H63ZM94 139V140H93ZM40 140V139H39ZM62 140V139H61ZM73 140V139H72ZM85 140H88L86 143H85ZM107 140H108V138H107ZM106 140V141H107ZM64 141V140H63ZM76 141H78V140H76ZM75 141V142H76ZM79 142H77V143H79ZM214 142V141H213ZM222 142V141H221ZM17 143V142H16ZM28 143V142H27ZM36 143V142H35ZM39 143V142H38ZM69 143V144H70ZM72 143H74L73 141H72ZM81 143H79V144H81ZM108 143V142H107ZM110 143V142H109ZM185 143V142H184ZM203 143V142H202ZM216 143V142H215ZM214 143V144H215ZM37 144V143H36ZM36 144H34V146L36 145ZM201 144V143H200ZM74 145V144H73ZM75 145H76V143H75ZM85 145V146H86ZM91 145H90V148H91ZM115 145V144H114ZM203 145H204V143H203ZM211 145V144H210ZM1 146V145H0ZM78 146V145H77ZM76 146V147H77ZM83 146V147H82ZM105 146V145H104ZM129 146V145H128ZM225 146V145H224ZM229 145H227V147H228ZM31 147H32V145H31ZM103 147V146H102ZM101 147V148H102ZM112 147V146H111ZM110 147V148H111ZM27 148V147H26ZM59 148V147H58ZM101 148H100V150H101ZM104 148V147H103ZM102 148V149H103ZM165 148V147H164ZM209 148V147H208ZM234 148V147H233ZM1 150V149H0ZM163 150V149H162ZM194 150V149H193ZM206 150V149H205ZM225 150V149H224ZM2 151V150H1ZM5 151V150H4ZM61 151V150H60ZM212 151V150H211ZM28 152V151H27ZM76 152V151H75ZM78 152V151H77ZM80 152V153H81ZM204 152V151H203ZM228 152V151H227ZM63 153V152H62ZM229 153V152H228ZM75 154V153H74ZM220 154V153H219ZM83 155H85V154H83ZM82 155V156H83ZM85 155V156H86ZM82 156H80V157H82ZM220 156H223V155H220ZM84 157V156H83ZM82 157V160L83 159H85V157L83 158ZM99 157V156H98ZM209 157V156H208ZM54 158H55V155H54ZM78 158V157H77ZM257 158H259V157H257ZM47 159V158H46ZM79 159V163H80V160H81V158H78ZM96 159V158H95ZM190 159V158H189ZM94 159L92 158V161H93ZM22 161V160H21ZM91 161V162H92ZM200 161V160H199ZM259 161V160H258ZM18 162V161H17ZM68 162V161H67ZM250 162V161H249ZM40 163V162H39ZM63 163H65V162H63ZM74 163V162H73ZM89 163H90V161L88 162V165H89ZM199 163V162H198ZM23 164V163H22ZM200 164V163H199ZM66 165V164H65ZM71 165V164H70ZM78 165V164H77ZM198 165V164H197ZM22 166V165H21ZM74 166V165H73ZM200 166V165H199ZM26 167V166H25ZM30 167V166H29ZM66 167V166H65ZM72 167V166H71ZM85 167V166H84ZM209 167V166H208ZM208 167H207V169H208ZM33 168V167H32ZM55 168V167H54ZM200 168V167H199ZM53 169V168H52ZM71 169H73V168H71ZM197 169V168H196ZM255 169V168H254ZM260 169V168H259ZM67 170V169H66ZM75 170V171H76ZM198 170V169H197ZM261 170V169H260ZM263 170V169H262ZM72 171V170H71ZM196 171V170H195ZM82 172V171H81ZM255 171H253V173H254ZM258 172V171H257ZM263 172H264V170H263ZM262 172V174H260L261 172H259V175L257 174V176H256V174H255V177H252V176H249V178H248V176L246 177L247 179H249V180H247V181H250L251 180V182H250V185L248 186L249 188H247L246 190H247V193L249 194V196L251 195V196H254L256 199V203H261V204H263L264 205V184L263 185H261V187L259 188V186L258 185H260V184H258L259 183V181H260V178L261 177H264V173ZM41 173V172H40ZM70 174V172H67V174ZM251 173V172H250ZM40 175V174H39ZM43 175V174H42ZM41 175V176H42ZM254 175V174H253ZM30 176V175H29ZM30 177H32V176H30ZM43 177V176H42ZM135 177H136V175H135ZM252 179H251V178ZM77 178V177H76ZM177 178V177H176ZM245 178V179H246ZM254 178V179H253ZM261 179H264V178H261ZM241 180V179H240ZM45 181V180H44ZM54 181V180H53ZM67 181V180H66ZM243 181V180H242ZM242 181H241V183H242ZM246 181V180H245ZM244 181V182H245ZM49 182V181H48ZM47 182V183H48ZM51 182V181H50ZM61 182V181H60ZM84 182V181H83ZM240 182V181H239ZM263 182H264V180H263ZM46 184V183H45ZM56 184V183H55ZM60 184V183H59ZM64 183H62V185H63ZM80 184H81V182H80ZM249 184V183H248ZM23 185V184H22ZM56 185H58V184H56ZM67 185V184H66ZM239 186H241L240 184H238ZM29 186V185H28ZM45 186V185H44ZM234 186V185H233ZM230 187V186H229ZM235 187H237V185L235 186ZM28 188V187H27ZM54 188V187H53ZM59 188V187H58ZM66 188V187H65ZM239 188V187H238ZM234 188L232 187V190H233ZM70 190H73V189H71V187H70ZM228 190V189H227ZM45 191V190H44ZM43 191V192H44ZM230 191V190H229ZM234 191H235V189H234ZM239 191V190H238ZM58 192V191H57ZM59 192H61V191H59ZM240 192V191H239ZM238 192V193H239ZM40 193H41V191H40ZM48 193V192H47ZM53 193V192H52ZM55 193V192H54ZM235 193V192H234ZM245 193V192H244ZM46 194V193H45ZM229 194H230V192H229ZM58 195V194H57ZM56 195V196H57ZM233 195H235V194H233ZM55 196V195H54ZM61 196V195H60ZM232 195H230V197H231ZM238 196V195H237ZM242 196V195H241ZM245 196V195H244ZM240 197V196H239ZM50 198V197H49ZM48 198V199H49ZM236 198V197H235ZM240 198H242V197H240ZM245 198V197H244ZM243 198V200H245ZM42 200V199H41ZM44 200L46 201V199L44 198ZM51 200V199H50ZM75 200V199H74ZM237 200H238V198H237ZM243 200H241L242 202H243ZM227 201V200H226ZM238 201H240V200H238ZM238 201H236L238 204L236 205V203H234L236 206H237V208H233L232 209V211H236V209L238 210V208H239V206H240V204H239V202ZM244 203V202H243ZM254 204V205H257V204ZM233 204V206H235ZM242 204V203H241ZM232 205V204H231ZM239 205V206H238ZM243 205V204H242ZM247 205L248 204H246V207L245 208H243V207H241V211H239L240 213H238L237 212V214H234L233 216H235V215H237V216H235L234 217V219H237V221H235L234 222V224H233V226H231V228H230V230L228 231V232H222V231H220L219 233H216V239H213V240H215L214 241V244H213V247L211 248V250H209L208 252H209V254L208 253H206L207 255H208V257L203 261V264H207V263H211L213 260H221L222 258H223V256H224V254H225V251L227 250V248L229 247V245L231 244V242L235 239V237H236V234H237V232L243 227V225L249 220V213L250 212H252L251 210V207L250 208H248L249 207V205H248V207H247ZM251 205H253V204H251ZM232 206V207H233ZM235 206V207H236ZM253 207V206H252ZM260 207V206H259ZM231 209V208H230ZM261 208H259V210H260ZM258 210V211H259ZM262 210H263V207H262ZM227 211V210H226ZM253 211H255L254 209H253ZM257 211V212H258ZM34 212L35 211H33V214H34ZM229 212V211H228ZM7 213V212H6ZM32 214V215H33ZM233 214V213H232ZM125 215V214H124ZM222 215H224V214H222ZM253 215V214H252ZM252 215H250V216H252ZM260 215L262 216V214L260 213L258 216L257 215H255V216H257V219H256V221H255V223H254V225H253V227L251 228V230H252V232H251V240H252V242L250 241V244H251V248L249 247V249H250V252L248 253V256H247V260H246V263H244V264H264V261H263V258H264V234L263 235H260V233L259 234H257L256 232H258V230H257V227H258V225H259V223L261 222L260 221ZM27 216V215H26ZM119 216V215H118ZM225 216V215H224ZM232 216V217H233ZM227 217V216H226ZM122 219V218H121ZM126 219V218H125ZM226 219V218H225ZM233 219V220H234ZM254 221V220H253ZM252 221V222H253ZM264 222V221H263ZM115 225V224H114ZM224 225V224H223ZM228 225H230V224H228ZM111 226V225H110ZM110 226H107V227H109L108 229H107V231H106V233H105V235H103L104 237H105V239L107 238V237H109V235L111 234V233H115L116 232V234L117 233H119V228H120V226L121 225H119V226H116V227H112V228H110ZM217 226V225H216ZM122 227V226H121ZM250 228V227H249ZM225 229H227V228H225ZM122 231V230H121ZM218 231H219V229H218ZM223 231H225V230H223ZM250 232V231H249ZM121 233V232H120ZM213 233V232H212ZM249 235V234H248ZM215 236V235H214ZM212 237V236H211ZM213 238V237H212ZM211 238V239H212ZM127 240V239H126ZM204 241V240H203ZM203 243V242H202ZM207 244V243H206ZM124 246V245H123ZM122 246V247H123ZM206 246V245H205ZM204 250V249H203ZM203 252V251H202ZM200 254V253H199ZM198 254V255H199ZM204 255H205V253H204ZM203 255V256H204ZM201 257V256H200ZM195 258H196V256H195ZM157 261V260H156ZM193 261V260H192ZM159 263H160V260L158 261ZM190 263V262H189ZM191 264V263H190Z\"/></svg>",
    "mask_w": 264,
    "mask_h": 264
}]
</instances>
